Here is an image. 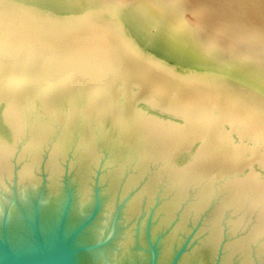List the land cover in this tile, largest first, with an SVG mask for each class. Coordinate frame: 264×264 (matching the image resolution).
Returning a JSON list of instances; mask_svg holds the SVG:
<instances>
[{
	"label": "water",
	"instance_id": "1",
	"mask_svg": "<svg viewBox=\"0 0 264 264\" xmlns=\"http://www.w3.org/2000/svg\"><path fill=\"white\" fill-rule=\"evenodd\" d=\"M0 264H264V78L128 0H0Z\"/></svg>",
	"mask_w": 264,
	"mask_h": 264
},
{
	"label": "bare ground",
	"instance_id": "2",
	"mask_svg": "<svg viewBox=\"0 0 264 264\" xmlns=\"http://www.w3.org/2000/svg\"><path fill=\"white\" fill-rule=\"evenodd\" d=\"M186 22L264 78V0H128Z\"/></svg>",
	"mask_w": 264,
	"mask_h": 264
},
{
	"label": "rangeland",
	"instance_id": "3",
	"mask_svg": "<svg viewBox=\"0 0 264 264\" xmlns=\"http://www.w3.org/2000/svg\"><path fill=\"white\" fill-rule=\"evenodd\" d=\"M243 63V62H242ZM244 64V63H243Z\"/></svg>",
	"mask_w": 264,
	"mask_h": 264
}]
</instances>
